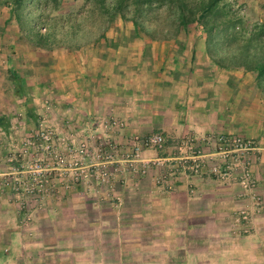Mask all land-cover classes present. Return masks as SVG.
<instances>
[{"label":"rangeland","instance_id":"374dc122","mask_svg":"<svg viewBox=\"0 0 264 264\" xmlns=\"http://www.w3.org/2000/svg\"><path fill=\"white\" fill-rule=\"evenodd\" d=\"M6 1L0 264H264L254 240L241 242L264 215V91L237 53L264 24V0H223L215 30L178 37L161 33L163 19L136 35L97 0H51L46 13L26 2L22 20ZM196 35L204 50L191 58L184 41ZM167 52L184 53L166 62L167 111H185L171 130ZM207 100L209 130H186L205 123Z\"/></svg>","mask_w":264,"mask_h":264},{"label":"trees","instance_id":"16d2710c","mask_svg":"<svg viewBox=\"0 0 264 264\" xmlns=\"http://www.w3.org/2000/svg\"><path fill=\"white\" fill-rule=\"evenodd\" d=\"M50 1L9 0L6 2L13 5L15 16L22 20L23 7L26 2H30L41 9L40 13H46ZM97 1L101 5L103 13L108 16L109 21L119 17L125 22H131L136 35H139L143 30L149 36H154L156 30H153L154 27L149 25L152 24V20L149 21L150 19H163V23L169 22V27L163 26L161 33L170 34L172 32L176 37L187 36L192 24H196L204 32L210 33L216 29L215 17L220 13L227 16L225 9L221 7L223 0H110L109 3L108 0ZM30 16L29 14L28 17ZM147 25L150 27H147ZM209 36L212 37L213 34ZM42 37L47 38L48 36L44 35ZM195 38H198L197 35ZM254 41H256V53L251 49V44ZM237 51L245 59L247 58L252 62V68L257 72L259 84L264 91V55L260 56L262 54L260 52H264V24L256 25L248 35H245L241 45L237 47ZM29 114L32 116L31 112Z\"/></svg>","mask_w":264,"mask_h":264},{"label":"crops","instance_id":"0c3cea01","mask_svg":"<svg viewBox=\"0 0 264 264\" xmlns=\"http://www.w3.org/2000/svg\"><path fill=\"white\" fill-rule=\"evenodd\" d=\"M184 42H185L184 43L185 44L184 45L185 47H186V45H191V47H190L191 48V58L192 57H196L197 54L200 53L199 50H204L201 47L202 46V43H203L201 37H198V38H195V37L194 38L187 37V39H185ZM182 49H184V47H182ZM203 52H205V51H203ZM170 53L171 52L165 53V62H163V74L165 76H169V77H167V79H165V81L163 80V86H164L163 94L165 96V101L163 102V129L164 130L174 129L173 126H169L168 125L169 122H171V121L173 122V124H176L177 127L179 128V126L181 125V123L184 121L183 119L181 120V115H183L184 112H185L184 111V112H181V113H178V112L174 113V114H176L175 115L176 118L173 119L172 118V113H171V115H169V112L167 111L168 108L173 105V104L171 105V103L168 102V99L167 98L168 97L171 98V96H172L170 94L169 90H168V85L170 84V82L173 81L172 79H174V76L173 75H174L175 72H167V70L169 69V67H168V65H167L166 62L169 61V59L172 58V56H173V60L174 61H177V59H176L177 56L178 55H182L183 56V54H184V53H176L175 56H174V55H170ZM169 55H170V57H169ZM208 80H211V78L207 79V81ZM204 86H205L204 84L202 86H200L201 87L200 89L203 90V91H204ZM178 104H179V102H177L175 104V107L176 108H178ZM200 104H201V106H204V109L203 110H205V111L202 112L200 118L203 119V120H205V123L202 124V123L199 122L198 124H191L190 121H189V123H187L185 121L189 126H184V128L186 130L189 129L190 131H194V132H196L198 134H201V132H204V131H208L209 130V126L208 125L206 126V121H207L206 119L211 117V114H210L211 113V111H210L211 102L209 100H207L205 102H200ZM226 106H227V108L230 106L229 105V102L226 103ZM181 108H182V106H181ZM183 108H185V107L183 106ZM193 184H195L196 186H198V188H202V189H204L203 186H205V183L202 184L201 181H197V182H194L193 181ZM208 184H210V183H208ZM191 188H192V186H191ZM200 195H203V194H200ZM209 197H212L213 200L219 199V196H217L213 192H212V195L211 196L209 195ZM197 198H201V200H202L198 204H203L205 202L204 197L197 196ZM210 209H214V208L211 207ZM210 209H209V207H207V210L212 211ZM216 209H218V208H216ZM210 213L211 214H215V212H213V213L210 212ZM199 215H200V213H199ZM262 216H264V215L262 214L261 216H259L260 218H258L256 220L257 223H255V225H254V228L255 229L250 234L245 235V236H243L241 238L242 245L243 244H246L247 242H253V240H254L255 241V251L256 252L264 251V223L263 224H259V222H260L261 219L264 220V217H262ZM191 217L195 221V222H193V227L195 228L194 225H196V222L199 219V217H196V214H191ZM163 219H165V216L164 215H163ZM193 227L190 226L189 228H186L184 230L185 235H187L188 232L190 234V232L192 231ZM246 248H248V247L246 246ZM241 250H243V249H241ZM248 251H249V248L247 249V252Z\"/></svg>","mask_w":264,"mask_h":264},{"label":"built area","instance_id":"2783aa9c","mask_svg":"<svg viewBox=\"0 0 264 264\" xmlns=\"http://www.w3.org/2000/svg\"><path fill=\"white\" fill-rule=\"evenodd\" d=\"M152 141H153L154 143H161L162 138H161V137H154V138L152 139Z\"/></svg>","mask_w":264,"mask_h":264}]
</instances>
